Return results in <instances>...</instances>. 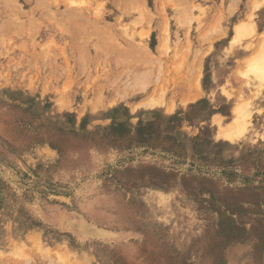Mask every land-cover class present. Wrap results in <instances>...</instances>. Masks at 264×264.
<instances>
[{
	"label": "rangeland",
	"instance_id": "obj_1",
	"mask_svg": "<svg viewBox=\"0 0 264 264\" xmlns=\"http://www.w3.org/2000/svg\"><path fill=\"white\" fill-rule=\"evenodd\" d=\"M260 58L264 0H0V264H264Z\"/></svg>",
	"mask_w": 264,
	"mask_h": 264
},
{
	"label": "bare ground",
	"instance_id": "obj_2",
	"mask_svg": "<svg viewBox=\"0 0 264 264\" xmlns=\"http://www.w3.org/2000/svg\"><path fill=\"white\" fill-rule=\"evenodd\" d=\"M252 67V70L256 73H264V59L263 58H260L256 61H254V63H252L251 65ZM153 104V103H152ZM230 132V131H229Z\"/></svg>",
	"mask_w": 264,
	"mask_h": 264
}]
</instances>
